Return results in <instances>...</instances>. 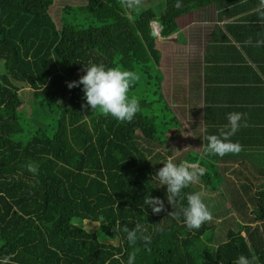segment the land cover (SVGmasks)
Instances as JSON below:
<instances>
[{
	"label": "trees",
	"instance_id": "obj_1",
	"mask_svg": "<svg viewBox=\"0 0 264 264\" xmlns=\"http://www.w3.org/2000/svg\"><path fill=\"white\" fill-rule=\"evenodd\" d=\"M218 1L165 0L160 10H141L123 0H89L65 7L59 29L51 15L55 0H0V256L13 254L15 264H126L135 252V264H233L244 255L264 264V194L254 212L233 197L228 209L245 222L228 229L225 242L211 219L188 231L182 214L171 216L182 202L172 209L166 188L153 179L167 158L140 143L171 156L182 140L162 93L152 22L169 38L178 17ZM90 63L143 71L157 98L129 95L140 102L131 122L83 110L82 85L70 90L67 84ZM19 83L34 90L30 113L22 109ZM203 158L190 152L178 160L203 173L184 193L219 189V171ZM204 164L209 170L200 169ZM148 196L161 199L165 211L146 208ZM85 221L99 227L85 229ZM137 224L150 244L127 242L124 227Z\"/></svg>",
	"mask_w": 264,
	"mask_h": 264
},
{
	"label": "crops",
	"instance_id": "obj_2",
	"mask_svg": "<svg viewBox=\"0 0 264 264\" xmlns=\"http://www.w3.org/2000/svg\"><path fill=\"white\" fill-rule=\"evenodd\" d=\"M130 1V6L143 4V0ZM144 1L145 10L161 9L165 3ZM152 23L162 27L158 21ZM176 23L175 34L163 37L162 27L161 37L156 38L162 93L181 124L178 137L185 140L182 154L173 153L180 147L177 143L171 156L177 163L192 152L216 166L221 184L214 193L203 195L206 203L218 198L229 206L227 210L234 197L251 204L254 212L264 194V5L261 0H219L178 17ZM231 112L244 114L241 128L231 137L241 150L224 157L205 155L206 137L219 136ZM207 165L200 169L209 170ZM229 214L235 215L237 223L245 222L236 211L231 209Z\"/></svg>",
	"mask_w": 264,
	"mask_h": 264
},
{
	"label": "clouds",
	"instance_id": "obj_3",
	"mask_svg": "<svg viewBox=\"0 0 264 264\" xmlns=\"http://www.w3.org/2000/svg\"><path fill=\"white\" fill-rule=\"evenodd\" d=\"M264 5V0H261ZM179 2L177 7H179ZM84 66L85 74L78 81L67 84L71 90L82 85L83 100L81 105L83 110L92 113L99 112L105 117H111L119 123L131 122L140 111V102L136 97H129L128 93L138 76L128 70L118 67H106L103 64L90 63ZM244 114L231 112L227 115V124L221 130L220 135H208L207 143L204 145L205 155L224 157L227 154H236L241 150L238 143H233L231 137L234 136L242 126ZM174 157L169 156L163 167L160 168L153 179L166 188L167 203L173 209L177 201L182 203L179 212L172 211L171 216L180 220L188 231L198 230L201 225L211 219V212L205 204L202 193H184L183 190L192 184L199 183L202 172L197 174L188 167L174 162ZM186 201V203H183ZM144 206L150 208L154 215L165 211L164 202L152 196L144 199ZM126 240L130 245H135L138 240H143L145 244L151 243V238L144 234V229L137 224L134 228L124 227ZM136 253L128 256L126 264H135ZM256 257L249 259L240 255L233 264H256ZM0 264H15L13 254L0 256Z\"/></svg>",
	"mask_w": 264,
	"mask_h": 264
},
{
	"label": "rangeland",
	"instance_id": "obj_4",
	"mask_svg": "<svg viewBox=\"0 0 264 264\" xmlns=\"http://www.w3.org/2000/svg\"><path fill=\"white\" fill-rule=\"evenodd\" d=\"M89 0H55L54 2V6L52 7L51 9V15L53 17V19L56 21L57 23V26L59 29H61L62 27V23H61V17H62V11L65 7H68V6H82V5H85L88 3ZM126 2H129L130 5L132 4V1L130 0H126ZM143 4L139 3H135L133 5H138L137 7H135L136 9H141V10H145L146 7L145 6H148V5H144L145 1L143 0L142 1ZM125 5V3H124ZM133 5L131 6V8L133 9ZM153 8H156L158 10H160L158 7H153ZM135 10V9H134ZM154 24V23H152ZM151 24V26H152ZM135 73L137 76H138V80L135 82L134 84V88L130 89L129 90V93L128 95H136L137 97L139 98H142V97H145L147 96L148 99L150 98H157V90H156V87H153L151 84L150 85H146L147 82H151L148 75H146L143 71H139L136 70ZM153 73H157V71L153 72ZM19 87L21 88V91H20V95L22 97V100L24 101V106H23V110L27 113H30V107H31V104L33 103L34 101V90L26 85V84H18ZM158 120H162V118H158ZM184 128H186L184 126ZM176 129L175 128H169V130L166 132L168 135H175L176 136ZM183 141L185 140H179L177 143L180 144V147L179 145H177V149L174 150V155L176 156H179L182 154V151L183 150V147H181L183 145ZM140 143H142L143 147L147 148V149H150L153 151V156H156L158 155L159 153H161L163 155V157H166L168 158L169 155L167 154L166 152V149H162L161 147H159L157 144H146L145 141L143 140H140ZM175 148V146H174ZM172 148V149H174ZM203 195H209L210 193H214L213 190H205L204 189V192L202 191ZM208 200V198H207ZM210 200V198H209ZM211 203L215 205H212V207H210V212H211V223L212 225L214 226V228L216 229L215 230V234L216 236L219 238L220 242H225L227 240V230L228 228H237V219H235V215L233 214H229V209L226 210V207H229L227 205H223L222 202L218 201V198H214V199H211ZM219 203V204H218ZM206 205H210L208 203L205 202ZM216 205L219 206V208H214V206L216 207ZM227 211V215H225L224 211ZM225 211V212H226ZM216 213H219V217L217 215V217L215 216L214 217V214ZM100 225V224H99ZM102 225V224H101ZM83 227L85 229H91V230H96L99 226L98 224H92V223H87L84 222L83 223Z\"/></svg>",
	"mask_w": 264,
	"mask_h": 264
},
{
	"label": "water",
	"instance_id": "obj_5",
	"mask_svg": "<svg viewBox=\"0 0 264 264\" xmlns=\"http://www.w3.org/2000/svg\"><path fill=\"white\" fill-rule=\"evenodd\" d=\"M152 26H153V24H152ZM152 36L155 37V38H160L161 37V35L158 32H156L154 29H152ZM104 221L105 220L102 218L101 222L103 223Z\"/></svg>",
	"mask_w": 264,
	"mask_h": 264
},
{
	"label": "bare ground",
	"instance_id": "obj_6",
	"mask_svg": "<svg viewBox=\"0 0 264 264\" xmlns=\"http://www.w3.org/2000/svg\"><path fill=\"white\" fill-rule=\"evenodd\" d=\"M153 27H154V30L160 34L161 28H160L159 24H157V23L153 24Z\"/></svg>",
	"mask_w": 264,
	"mask_h": 264
}]
</instances>
